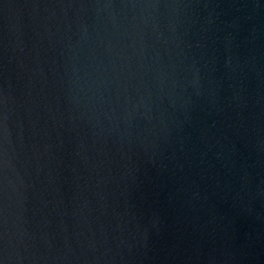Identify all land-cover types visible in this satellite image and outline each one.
I'll return each instance as SVG.
<instances>
[{"label":"water","instance_id":"obj_1","mask_svg":"<svg viewBox=\"0 0 264 264\" xmlns=\"http://www.w3.org/2000/svg\"><path fill=\"white\" fill-rule=\"evenodd\" d=\"M0 264H264V0H0Z\"/></svg>","mask_w":264,"mask_h":264}]
</instances>
